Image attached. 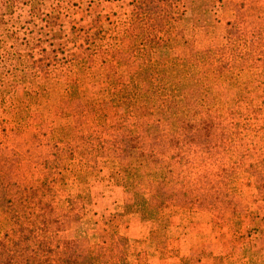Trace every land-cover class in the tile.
Segmentation results:
<instances>
[{"label":"rangeland","instance_id":"1","mask_svg":"<svg viewBox=\"0 0 264 264\" xmlns=\"http://www.w3.org/2000/svg\"><path fill=\"white\" fill-rule=\"evenodd\" d=\"M178 7L179 20L158 50L163 59L184 55V40L195 50L227 45L234 52L227 67L215 64L206 72L227 78L228 89L252 87L260 79L264 65L252 60L264 50V0H180ZM134 9L133 0H0V169L17 176V164L1 158L34 153L31 134L50 132L67 118L83 123L102 115L103 157L122 142L135 147L151 117L131 116L121 97L141 64L124 34ZM226 29L229 45L221 40L229 36ZM250 187L239 180L236 188L244 194ZM81 190L89 195L88 211L74 235L94 245L110 225L128 240L126 264H264V201H240L243 206L224 219L217 211L182 210L176 202L147 201L146 192L120 184L109 163L88 174ZM134 195L146 201H134Z\"/></svg>","mask_w":264,"mask_h":264},{"label":"trees","instance_id":"2","mask_svg":"<svg viewBox=\"0 0 264 264\" xmlns=\"http://www.w3.org/2000/svg\"><path fill=\"white\" fill-rule=\"evenodd\" d=\"M179 3L133 0L135 9L125 23L129 50L139 54L141 64L121 97L131 116L151 117L133 149L122 142L112 146L107 157L100 155L103 117L92 115L83 123L67 118L47 133L34 131V153L1 158L18 166L17 176L0 169L1 264H126L128 240L110 225L94 245L74 235L88 211L84 203L89 195L81 186L101 164H110L120 184L146 192L147 201H172L187 211H217L220 219L234 215L243 201H264V68L252 87L228 89L227 78L206 69L215 64L226 68V60L234 56L232 47L195 50L184 40V55L163 59L166 55L158 50L179 20ZM227 25L230 31L233 25ZM228 35L221 40L229 45ZM252 62L264 65V50ZM107 95L112 98V93ZM10 175L16 178L11 183ZM239 180L248 181L251 191L238 193ZM230 201L235 203L225 207Z\"/></svg>","mask_w":264,"mask_h":264}]
</instances>
